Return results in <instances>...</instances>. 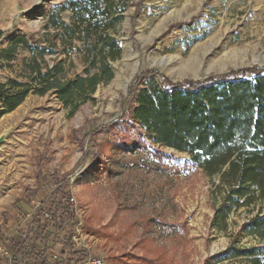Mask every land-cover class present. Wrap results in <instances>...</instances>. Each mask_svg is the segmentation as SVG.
I'll return each mask as SVG.
<instances>
[{
	"label": "rangeland",
	"instance_id": "374dc122",
	"mask_svg": "<svg viewBox=\"0 0 264 264\" xmlns=\"http://www.w3.org/2000/svg\"><path fill=\"white\" fill-rule=\"evenodd\" d=\"M66 1L0 0V48L18 35L29 47L37 41L48 46L57 31L47 25L49 14ZM62 17L69 22L70 12ZM114 34L122 54L112 62L113 79L98 86L94 100L72 112L54 91L31 93L0 118L2 230L16 226L5 212L27 186H37L44 156V171L68 173L80 242L104 264H251L233 257L232 248L264 247V236L245 227L264 212V199L223 215L219 177L191 166L190 153L146 135L132 117L136 93L130 87L151 68L179 81L264 65V0H129ZM64 48L58 42L43 65L62 62L67 77L82 74L83 55ZM31 56L21 45L11 61L0 57V80L23 79ZM26 198L37 203L45 194ZM21 218L29 229L37 227ZM260 257L264 264V253Z\"/></svg>",
	"mask_w": 264,
	"mask_h": 264
},
{
	"label": "trees",
	"instance_id": "16d2710c",
	"mask_svg": "<svg viewBox=\"0 0 264 264\" xmlns=\"http://www.w3.org/2000/svg\"><path fill=\"white\" fill-rule=\"evenodd\" d=\"M129 0H67L50 12L48 26L57 31L48 38V46L35 42L28 46L24 35L15 36L10 45L0 48V57L11 61L21 45L31 50L21 70L23 79L0 80V118L17 108L31 94L54 91L58 99L76 111L94 100L102 83L114 77L112 62L122 54L115 29L123 18ZM138 9V7H137ZM70 12V21L62 13ZM4 32H0L3 35ZM64 51L76 49L83 55V73L67 77L62 62L43 65L46 52L58 42ZM156 69H146L130 87L135 92L132 117L156 143L191 155L189 163L208 175L218 176L224 188L223 215L232 206L251 205L264 199V65L244 66L204 78L173 81ZM146 81V82H143ZM92 147H96L92 141ZM46 158L38 162L37 186H27L5 212L17 221L8 232L0 226V238L13 252L0 257V264H81L89 251L73 238L80 217L74 210V196L68 173L44 171ZM39 191L45 199L33 203ZM245 224L246 233L264 236V212ZM21 213L22 216L18 214ZM37 223L26 227L22 218ZM60 251L54 260L50 249ZM233 257H246L260 264L264 247L232 248Z\"/></svg>",
	"mask_w": 264,
	"mask_h": 264
},
{
	"label": "built area",
	"instance_id": "2783aa9c",
	"mask_svg": "<svg viewBox=\"0 0 264 264\" xmlns=\"http://www.w3.org/2000/svg\"><path fill=\"white\" fill-rule=\"evenodd\" d=\"M27 215L29 217L30 214H27ZM76 227H77V225H76ZM75 230H76V228H75ZM80 234H81L80 230H78V232L76 230L74 235H73V238L76 241L78 246L86 247L85 244H82L80 242V239H81L79 237ZM49 251L52 254L54 260H58L59 259L60 251L58 249L51 248ZM3 255H8L9 256V261H10V263H12L13 252L9 248L6 247V244L3 241H1V243H0V257H2ZM81 264H104V263H103V261H102V259L100 257L89 255Z\"/></svg>",
	"mask_w": 264,
	"mask_h": 264
},
{
	"label": "water",
	"instance_id": "95a60500",
	"mask_svg": "<svg viewBox=\"0 0 264 264\" xmlns=\"http://www.w3.org/2000/svg\"><path fill=\"white\" fill-rule=\"evenodd\" d=\"M1 141H2V138L0 137V143H1Z\"/></svg>",
	"mask_w": 264,
	"mask_h": 264
},
{
	"label": "bare ground",
	"instance_id": "6f19581e",
	"mask_svg": "<svg viewBox=\"0 0 264 264\" xmlns=\"http://www.w3.org/2000/svg\"><path fill=\"white\" fill-rule=\"evenodd\" d=\"M1 137V136H0Z\"/></svg>",
	"mask_w": 264,
	"mask_h": 264
}]
</instances>
